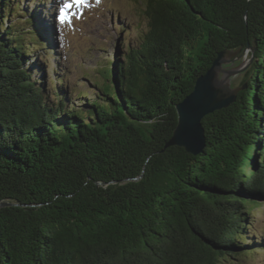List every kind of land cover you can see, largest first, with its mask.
I'll list each match as a JSON object with an SVG mask.
<instances>
[{
  "label": "trees",
  "instance_id": "1",
  "mask_svg": "<svg viewBox=\"0 0 264 264\" xmlns=\"http://www.w3.org/2000/svg\"><path fill=\"white\" fill-rule=\"evenodd\" d=\"M20 1L0 0V203L17 204L0 207V264L259 254L249 233L264 199V0H143L147 29L133 44L117 27L123 51L99 64L84 110L37 85L46 29ZM246 49L234 102L202 119L203 152L166 147L196 79L219 52Z\"/></svg>",
  "mask_w": 264,
  "mask_h": 264
},
{
  "label": "rangeland",
  "instance_id": "2",
  "mask_svg": "<svg viewBox=\"0 0 264 264\" xmlns=\"http://www.w3.org/2000/svg\"><path fill=\"white\" fill-rule=\"evenodd\" d=\"M29 2L32 0L20 1V7L30 12L35 10L46 29L48 41L47 46L44 44L34 53L45 66V79H40V73L37 85H43L49 101L55 102L64 94L69 98L67 109L74 104L75 109L84 110V104L94 100L98 86L102 84V78L97 74L99 64L123 51L124 33L117 31V27L126 26L133 44L139 32L147 29L142 16L143 0H88L86 5L79 6L73 0H33L30 5ZM65 3H72L67 9L70 22L61 24L58 17ZM250 53L251 50L246 49L242 55L230 52V56L225 57L227 63L221 68L234 73L228 78L231 90L240 89L243 72L252 62ZM225 76V73H219L218 79ZM59 79L63 81L61 87L57 84ZM57 87L63 91L60 95ZM258 202L261 205L253 211L254 231H250L249 237L261 246L264 245V199ZM260 249L253 257L232 259L231 264H264V246Z\"/></svg>",
  "mask_w": 264,
  "mask_h": 264
},
{
  "label": "water",
  "instance_id": "3",
  "mask_svg": "<svg viewBox=\"0 0 264 264\" xmlns=\"http://www.w3.org/2000/svg\"><path fill=\"white\" fill-rule=\"evenodd\" d=\"M227 56H230L229 51L219 52L210 68L196 79L192 91L175 106L177 123L166 147L177 146L194 156L203 152L206 140L202 119L230 106L239 90L229 88L228 78L234 73L221 68L227 63ZM219 73H225L226 76L218 79ZM13 205L17 204L0 203V207Z\"/></svg>",
  "mask_w": 264,
  "mask_h": 264
},
{
  "label": "snow or ice",
  "instance_id": "4",
  "mask_svg": "<svg viewBox=\"0 0 264 264\" xmlns=\"http://www.w3.org/2000/svg\"><path fill=\"white\" fill-rule=\"evenodd\" d=\"M73 2L76 5H86L88 3V0H73ZM99 2V0H97ZM72 7V3H65L61 8H60V14L58 17V20L61 24L70 22V18L67 15V9H70Z\"/></svg>",
  "mask_w": 264,
  "mask_h": 264
}]
</instances>
